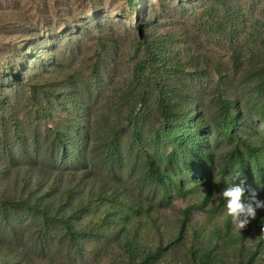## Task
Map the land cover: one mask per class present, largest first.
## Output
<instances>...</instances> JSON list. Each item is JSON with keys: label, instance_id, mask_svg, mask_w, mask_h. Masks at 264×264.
I'll return each mask as SVG.
<instances>
[{"label": "rangeland", "instance_id": "374dc122", "mask_svg": "<svg viewBox=\"0 0 264 264\" xmlns=\"http://www.w3.org/2000/svg\"><path fill=\"white\" fill-rule=\"evenodd\" d=\"M245 178L264 199V0H0V264H264Z\"/></svg>", "mask_w": 264, "mask_h": 264}, {"label": "clouds", "instance_id": "9594fccd", "mask_svg": "<svg viewBox=\"0 0 264 264\" xmlns=\"http://www.w3.org/2000/svg\"><path fill=\"white\" fill-rule=\"evenodd\" d=\"M220 195L226 202V215L231 218L237 231L245 229L256 218L258 210H264V199L258 198L246 178L230 183Z\"/></svg>", "mask_w": 264, "mask_h": 264}, {"label": "trees", "instance_id": "16d2710c", "mask_svg": "<svg viewBox=\"0 0 264 264\" xmlns=\"http://www.w3.org/2000/svg\"><path fill=\"white\" fill-rule=\"evenodd\" d=\"M160 106L162 109V114L165 117H170V115L172 114V101L170 102V99L165 98L164 93H161V97H160ZM229 102L225 101V106L228 108ZM67 196H68V191H67ZM55 209V208H54ZM68 210V209H67ZM53 209H48V210H44L43 213H45L46 217H50L53 215L54 211ZM66 211V210H65ZM64 211V212H65ZM50 212V213H49ZM189 213V212H187ZM65 217L62 218V220L60 221L68 230L73 231L72 226L68 223L69 219L72 218V215L67 212L65 215ZM262 223L264 224V220L262 221ZM188 229H189V224L187 223V221L183 222V226L180 232V237L176 240V242L174 244H176L178 242V240L180 241H184L188 235ZM84 234L89 235V232L86 231H81ZM172 245V242L168 244V246L163 247L162 245L158 247L157 250L155 251H143L142 253V257L140 260L139 264H153L156 261H158L160 258H162V254L165 250H167L168 248H170V246ZM193 258H194V262L195 264H210L211 263V259H212V253L210 252V250L208 251H200V249L196 248L195 246H192L191 250H190Z\"/></svg>", "mask_w": 264, "mask_h": 264}]
</instances>
